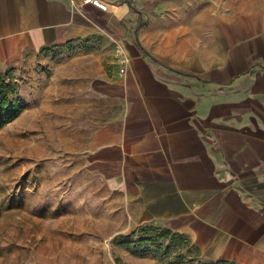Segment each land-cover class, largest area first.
Wrapping results in <instances>:
<instances>
[{"label": "crops", "instance_id": "1", "mask_svg": "<svg viewBox=\"0 0 264 264\" xmlns=\"http://www.w3.org/2000/svg\"><path fill=\"white\" fill-rule=\"evenodd\" d=\"M73 1L0 0V68L106 42L87 84L86 168L135 222L264 264V0Z\"/></svg>", "mask_w": 264, "mask_h": 264}, {"label": "rangeland", "instance_id": "2", "mask_svg": "<svg viewBox=\"0 0 264 264\" xmlns=\"http://www.w3.org/2000/svg\"><path fill=\"white\" fill-rule=\"evenodd\" d=\"M105 46L87 38L0 68L22 108L0 128V264H239L205 257L163 224L135 222L86 168L87 84L111 60Z\"/></svg>", "mask_w": 264, "mask_h": 264}, {"label": "trees", "instance_id": "3", "mask_svg": "<svg viewBox=\"0 0 264 264\" xmlns=\"http://www.w3.org/2000/svg\"><path fill=\"white\" fill-rule=\"evenodd\" d=\"M16 91V86L10 80L0 76V128L16 119L22 111Z\"/></svg>", "mask_w": 264, "mask_h": 264}, {"label": "built area", "instance_id": "4", "mask_svg": "<svg viewBox=\"0 0 264 264\" xmlns=\"http://www.w3.org/2000/svg\"><path fill=\"white\" fill-rule=\"evenodd\" d=\"M70 4L77 6L73 0H70ZM80 5H90L99 11H106V4L102 0H80Z\"/></svg>", "mask_w": 264, "mask_h": 264}]
</instances>
